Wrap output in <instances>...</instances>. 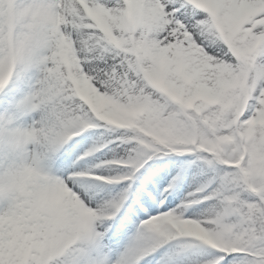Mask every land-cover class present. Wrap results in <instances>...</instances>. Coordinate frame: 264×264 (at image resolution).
<instances>
[{
    "label": "snow or ice",
    "instance_id": "obj_1",
    "mask_svg": "<svg viewBox=\"0 0 264 264\" xmlns=\"http://www.w3.org/2000/svg\"><path fill=\"white\" fill-rule=\"evenodd\" d=\"M0 264H264V0H0Z\"/></svg>",
    "mask_w": 264,
    "mask_h": 264
},
{
    "label": "clouds",
    "instance_id": "obj_2",
    "mask_svg": "<svg viewBox=\"0 0 264 264\" xmlns=\"http://www.w3.org/2000/svg\"><path fill=\"white\" fill-rule=\"evenodd\" d=\"M186 228L190 231H195V226L194 225H189V226H186Z\"/></svg>",
    "mask_w": 264,
    "mask_h": 264
}]
</instances>
